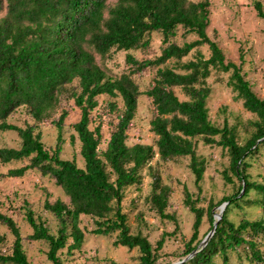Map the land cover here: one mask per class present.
I'll return each mask as SVG.
<instances>
[{"label":"trees","instance_id":"1","mask_svg":"<svg viewBox=\"0 0 264 264\" xmlns=\"http://www.w3.org/2000/svg\"><path fill=\"white\" fill-rule=\"evenodd\" d=\"M109 1L0 0V129L17 131L21 138L18 148L0 147V162L29 159V163L11 168L7 175L20 177L29 169L39 168L43 174L51 173L70 198L69 203L62 199L45 202V208L58 220L56 233L47 220L28 208L26 219L33 228L30 238L48 243V257L53 264H65L64 250L72 255L85 241L86 229L81 226L85 215L96 225L93 233L117 234L116 245L137 248V264H158L164 237L154 247L143 233L132 231L124 209L126 193L131 186L140 189L142 170L148 167L153 175L148 202L161 217L176 220L174 214L167 212L171 187L163 183L150 162L157 153L164 161L189 156L200 186L207 168L205 158L198 153V142L202 140L227 150L230 162L223 172L224 178L234 182L235 176L241 182L234 194L219 202L210 200L207 209L197 206L186 189V204L195 213V222L183 257L195 253L179 264H214L217 255L231 264L230 253L241 247L250 261L263 264L264 250L260 247L264 244V215L253 220L244 217L237 223L229 213L235 205L241 206L252 190L259 196L246 201L261 203L264 208V182L250 180L248 173V159L264 147V98L252 90L242 66L227 60L218 42L210 37V0H116L114 4ZM256 7L264 18L260 1ZM180 28L186 36L194 34L197 38L182 44L173 41ZM154 32L163 35L161 54L138 59L131 51L147 50ZM203 45L209 46V57L200 50ZM120 50L127 51L130 71L112 76L98 63L96 55L105 59ZM192 51V57L184 59ZM172 60L174 66L168 65ZM149 68H156V75L152 85L142 91L134 74ZM213 71L229 73V85L236 97L255 115L249 120L250 134L244 141L240 140L236 126L227 121L217 125L210 119L207 102L212 87L208 80ZM176 88L186 98H181ZM143 93L151 98L156 109L151 125L158 136L157 150L152 144H128L127 131ZM103 94L122 97L124 108L107 148L101 151V125L92 129L90 124L91 112L98 105V96ZM63 99H74L81 109V118L74 128L81 141L84 167L74 159L62 158L59 146L47 149L38 130L42 122L51 121L60 131L61 142L67 110L63 108L56 115ZM19 108L26 110L34 123H10L9 116ZM224 202L229 203L215 233L202 245L205 237L200 238V226L205 213L210 216L212 230L216 220L213 210ZM0 223L15 237L12 252L6 253L2 246L7 236L0 233V262L33 264L16 220L0 210Z\"/></svg>","mask_w":264,"mask_h":264},{"label":"rangeland","instance_id":"2","mask_svg":"<svg viewBox=\"0 0 264 264\" xmlns=\"http://www.w3.org/2000/svg\"><path fill=\"white\" fill-rule=\"evenodd\" d=\"M199 1V0H195ZM263 5L264 0H210V24L207 31L210 37L216 40L224 51L227 60H232L242 66V73L250 82L252 90L261 98H264V18H262L256 7V2ZM114 4L116 0H110ZM5 11L3 12V14ZM197 36L184 34L180 28L173 41L182 44L184 41H192ZM163 35L161 32L152 34L151 45L147 50H132L131 52L140 60L155 58L161 54ZM200 50L206 57L211 52L208 45H203ZM195 51L185 57L189 59ZM127 51H114L110 57L103 59L96 55L98 63L112 76H119L130 71V65L126 61ZM243 55V56H241ZM174 60L168 63L174 66ZM156 68H149L134 74L142 91L147 90L153 83ZM212 92L208 97V108L210 119L217 125H223L226 121L238 128L240 140L244 141L250 134L248 129L249 120L255 115L243 105L238 99L236 92L229 85V73L213 71L209 78ZM181 98H186L180 88H176ZM67 110V116L62 129L63 138L59 141V129L51 121L42 122L38 128L42 132V140L49 150L60 149V156L64 159H74L81 167L85 166V160L81 154V141L74 124L81 118V109L75 104L74 99H63L58 114L62 109ZM124 108L122 97H111L107 94L98 96V105L91 112V128L101 125L102 143L100 150L107 148L111 133L114 130L119 114ZM156 114L155 106L146 94L139 96L136 116L134 117L127 133L128 144L136 143L152 144L157 150L158 136L153 132L151 121ZM8 121L19 126H25L27 122L34 123V119L19 108L13 112ZM59 143V144H58ZM198 153L203 156L207 163L204 178L200 186L196 183V175L191 168L189 156H178L164 161L159 153L150 162L154 172L159 174L164 184L171 187V195L167 212L174 214L176 220L163 218L152 208L148 202L153 186V175L146 167L142 170L143 183L140 189L131 186L124 199V209L129 215L132 231L141 232L149 238L154 247L164 237L163 247L159 250L158 264H171L181 260L186 243L190 240L194 231L195 213L186 204V189L192 193L197 206L208 208L210 200L219 202L226 195L234 194L240 180L233 176L234 182H228L223 172L229 166L230 157L226 149L217 144H205L202 140L198 142ZM21 145V138L17 131L0 129V147H15ZM248 173L250 180L264 182V147L257 154L250 157ZM29 163V159L13 161L11 163L0 162V210L12 216L18 223L22 235L23 245L29 260L33 264H53L48 257L49 245L44 240L30 238L33 228L26 219L28 208L34 210L35 215L47 220L53 232H57L59 223L55 215L45 208L46 200L55 202L62 199L69 203L70 198L63 188L56 182L51 174H43L39 168L29 169L25 175L20 177L8 176L11 168L20 167ZM259 193L252 190L246 200H254ZM242 201L241 206H234L229 216L240 222L244 217L256 219L264 215L261 203ZM221 205L213 210L214 216L220 213ZM81 226L86 229L85 241L80 249L68 254L64 250L62 256L65 264H111L116 261L120 264H137L139 250L137 248L116 245L114 242L117 234L101 235L93 233L96 227L93 219L82 216ZM211 230L210 216L206 212L200 226V238H204ZM0 233L7 236L2 248L6 253L12 252L14 235L9 228L0 223ZM264 250V244L260 247ZM214 264H226L221 255H217ZM231 264H257L246 256L243 247L238 251L230 253ZM0 264H5L1 263ZM264 264V263H263Z\"/></svg>","mask_w":264,"mask_h":264},{"label":"water","instance_id":"3","mask_svg":"<svg viewBox=\"0 0 264 264\" xmlns=\"http://www.w3.org/2000/svg\"><path fill=\"white\" fill-rule=\"evenodd\" d=\"M242 192H244V189L242 190ZM229 202H224L222 205H221V210H220V213L217 214V217L216 220H215V223H214V226H213V229L205 236V238L203 239V241L201 242L202 245H206L209 241V239L213 236V234L215 233L216 231V228H217V225H218V222L219 220L221 219L222 217V213L223 211L225 210L227 204ZM195 253V251H194ZM194 253H191L189 256H187L186 258H184L183 260H180V261H177V262H174V263H171V264H179L187 259H189L191 256H193Z\"/></svg>","mask_w":264,"mask_h":264}]
</instances>
